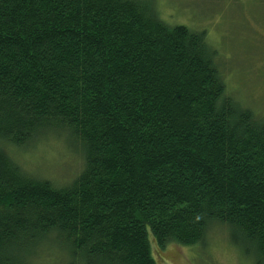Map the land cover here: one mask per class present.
<instances>
[{
    "label": "trees",
    "instance_id": "obj_1",
    "mask_svg": "<svg viewBox=\"0 0 264 264\" xmlns=\"http://www.w3.org/2000/svg\"><path fill=\"white\" fill-rule=\"evenodd\" d=\"M218 57L153 0H0V264H155L149 231L213 224L264 264V116ZM52 136L82 160L61 186L12 150Z\"/></svg>",
    "mask_w": 264,
    "mask_h": 264
},
{
    "label": "rangeland",
    "instance_id": "obj_2",
    "mask_svg": "<svg viewBox=\"0 0 264 264\" xmlns=\"http://www.w3.org/2000/svg\"><path fill=\"white\" fill-rule=\"evenodd\" d=\"M153 2L167 25H182L192 31L206 32L208 43L217 50L218 66L231 93L237 94L241 102L264 116V0ZM38 143L26 147L31 149L21 153L12 150L29 172L60 186L69 183L82 164L74 146L63 136H52ZM148 236L155 264L256 262L252 253L245 252L244 244L234 239L229 227L222 224H213L204 242L194 246L171 243L162 248L151 231Z\"/></svg>",
    "mask_w": 264,
    "mask_h": 264
}]
</instances>
